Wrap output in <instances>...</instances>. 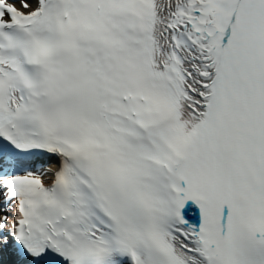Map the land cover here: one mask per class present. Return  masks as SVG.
I'll return each mask as SVG.
<instances>
[{
	"label": "snow or ice",
	"instance_id": "snow-or-ice-1",
	"mask_svg": "<svg viewBox=\"0 0 264 264\" xmlns=\"http://www.w3.org/2000/svg\"><path fill=\"white\" fill-rule=\"evenodd\" d=\"M0 264H264V0H0Z\"/></svg>",
	"mask_w": 264,
	"mask_h": 264
}]
</instances>
